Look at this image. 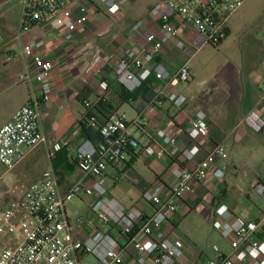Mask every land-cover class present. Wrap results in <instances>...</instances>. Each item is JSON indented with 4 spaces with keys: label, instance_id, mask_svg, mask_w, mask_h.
Returning <instances> with one entry per match:
<instances>
[{
    "label": "built area",
    "instance_id": "1",
    "mask_svg": "<svg viewBox=\"0 0 264 264\" xmlns=\"http://www.w3.org/2000/svg\"><path fill=\"white\" fill-rule=\"evenodd\" d=\"M129 1L20 0L19 35L27 33L34 25H41L59 31L65 42L73 43L85 34L99 9H116ZM244 1L159 0L149 9L148 19L137 20L131 26L132 33L141 37L139 49L104 53L99 47L89 48L85 44L76 47L80 60H85L83 74L98 78L95 102L84 101L83 106L91 109L109 89V81L102 78L103 66L110 67L113 81L130 93L151 79L170 87L188 83L191 72L186 64L170 73L155 57L171 42L176 48L185 49L184 41L178 39L184 26L196 32L200 46H217L227 34L229 17ZM151 23L156 25L157 32L148 30ZM49 53L51 49L43 39L26 40L20 49V54L31 60L20 79L35 83L40 94L32 95L0 126V165L7 170L45 143L40 106L49 103L54 96L50 83L53 62L48 58ZM166 99L177 109L186 103L185 96L175 91ZM261 104L264 106V98ZM148 113L155 117L157 106ZM187 123L188 147L181 150L177 138L158 130L156 137L160 142L154 149L149 145L140 146L128 135L129 124L122 115L110 114L100 128V141L94 144L83 139L76 150L74 160L81 179L62 190L49 164L38 180L25 187L20 197L0 208V238L6 239L0 243V264H80L85 256H92L98 264H129L126 261L129 250L137 254L136 264H183L185 237L175 228L166 234L162 226L175 215L184 217L186 212L181 209V199L192 194L194 185L202 183L208 174L220 180L227 161L222 144L214 145L197 161L199 144L208 137L207 116L199 111ZM131 124L146 129L143 123ZM245 124L256 133L264 129V120L256 112L249 113ZM79 133V129H74L70 136ZM67 143V139L56 141L47 151L49 161ZM140 148L146 156L168 157L173 162L162 185H152L141 193L142 201L152 207V212L138 207L125 209L107 195L102 180H95L101 179L107 167L120 163L127 151ZM250 191L264 200V184L252 183ZM74 198L89 199L93 217L106 229L91 223L89 235L84 240L76 239L75 224L66 208ZM211 225L226 240L230 252L225 254L213 245L214 256L206 258L203 264H264V240L254 238L257 223L233 216L225 205H219ZM112 231L124 237L126 244H121Z\"/></svg>",
    "mask_w": 264,
    "mask_h": 264
},
{
    "label": "crops",
    "instance_id": "2",
    "mask_svg": "<svg viewBox=\"0 0 264 264\" xmlns=\"http://www.w3.org/2000/svg\"><path fill=\"white\" fill-rule=\"evenodd\" d=\"M158 1L154 0L148 8ZM7 2L8 0L0 3V126L6 123L32 95L40 94L35 83L29 84L20 79L31 63L30 59L20 54L26 40L31 38L45 40L51 49L48 58L53 62L50 83L54 96L49 103L40 106V122L45 143L31 150L13 169L30 158L36 149L48 151L56 141L62 139H67L68 143L60 152L65 153L69 162L73 163L76 150L83 139L80 133L74 137L70 134L74 129L80 130V121L92 111L85 109L83 102H95L98 80L92 75L83 74L85 60H80V53L76 47L85 44L89 48L99 47L104 53L125 48L139 49L142 44L141 37L132 33L131 26L137 20L148 19V13L143 18L129 19L127 16L130 10L124 14L126 9H121L123 4L116 9H99L87 25L85 34L75 42L67 43L62 33L41 25H34L27 33L19 35L20 0H12L8 5ZM147 28L149 31H158L156 25L152 23ZM178 39L184 41L185 49H178L174 42H171L155 60L170 73H175L181 65L186 64L191 72L188 83L170 87L165 82L151 79L148 81L147 89L152 93V99L146 102L144 98L138 97L127 104L121 102L114 91L110 67L103 66L102 78L109 81V89L104 95L106 101L115 107L116 111L113 113L124 117L129 124L128 135L136 139L140 146L149 145L156 149L160 142L156 132L164 130L177 138L181 150L185 149L189 144L186 137L187 122L197 112L202 111L207 116L208 137L199 144L200 151L196 160L202 159L216 144H222L226 150L227 161L223 177L217 180L208 174L202 183L195 184L194 192L184 196L180 201L181 209L186 215L184 217L175 215L164 223L162 229L166 234L172 228L179 231L182 220L193 212L201 222L211 223L216 207L225 205L233 216L257 223L258 231L254 238L264 240V200L250 191L252 183L264 184V132L256 133L245 124V118L251 112L259 113L264 120V106L261 104L264 98V52L256 58L248 57L244 62L242 60L240 65L230 64L231 71L224 77L202 76L190 65L196 49L203 46L199 44L200 38L193 29L184 26ZM172 91L185 96L186 103L181 109H177L166 99ZM125 105H130L135 110L134 117L127 118L123 110ZM156 106L157 115L152 117L148 111ZM133 122L145 124L146 129L141 130L132 126ZM73 167L72 174L59 180L62 190L72 184L64 182L78 172L75 164ZM172 167L173 162L170 158L146 156L140 148L127 151L120 163L107 168L115 170L119 175L122 173L131 183L132 187L127 191L131 197L130 204L123 206L125 209L138 207L152 212V207L142 201L141 193L152 185H162L168 170ZM116 183L118 184V180L114 181V184ZM82 200L90 209V200ZM78 220L73 221L74 236L78 240H84L89 235L92 231L91 223L99 229H106L96 221L90 211L87 218ZM179 232L187 241L183 264H203L206 258L214 256V254L211 257L204 256L198 262L196 237L190 235L192 238L190 240L185 231ZM111 234L121 244H126L124 237L113 231ZM4 242L6 239L0 238V243ZM221 251L226 254L230 249L227 252ZM88 258L89 256L83 257L80 264H96L87 263ZM136 258L138 259L137 254L129 250L126 261L129 264H136L134 261Z\"/></svg>",
    "mask_w": 264,
    "mask_h": 264
},
{
    "label": "rangeland",
    "instance_id": "3",
    "mask_svg": "<svg viewBox=\"0 0 264 264\" xmlns=\"http://www.w3.org/2000/svg\"><path fill=\"white\" fill-rule=\"evenodd\" d=\"M3 2L6 0H0V3ZM153 2L154 0H131L123 4L121 9H126L124 14L130 10L127 16L129 19H139L147 15L150 9L148 7ZM11 3L12 0H8L7 5ZM226 28L227 34L220 44L203 45L196 49L195 55L191 58V67L202 76L224 77L231 71L230 64L240 65L242 60L244 62L248 57L256 58L264 52V0H245L241 7L229 17ZM123 110L128 119L135 116V110L130 105H125ZM48 161L47 151L38 148L30 158L15 169L7 170L0 165V208L9 200L20 197L25 187L37 180L47 169ZM81 177L76 172V175L64 184L74 183ZM95 180H102V186L107 195L122 206L130 204L131 197L127 191H130L132 186L122 173L119 175L115 170L106 168L101 179ZM115 180H118V184H114ZM66 208L73 221L87 218L89 211L91 212L88 204L79 198H74L66 205ZM179 231H185L190 240L192 235L196 237L195 244L199 251L196 257L198 262L204 256H212L213 245L225 252L229 250L226 240L212 228L211 223L201 222L195 212L182 220ZM86 262L98 264L92 256H89Z\"/></svg>",
    "mask_w": 264,
    "mask_h": 264
},
{
    "label": "trees",
    "instance_id": "4",
    "mask_svg": "<svg viewBox=\"0 0 264 264\" xmlns=\"http://www.w3.org/2000/svg\"><path fill=\"white\" fill-rule=\"evenodd\" d=\"M114 85V91L123 103L130 104L138 97H142L146 102H148L153 97L152 93L147 89L148 82L143 83L139 89L132 93L124 90L123 87L118 83L114 82ZM91 109L92 111L89 112L86 115V118H84L79 123L80 136L82 139L89 140L92 143L96 144L100 141L101 138L100 128L104 125L108 116L116 111V109L106 101L105 96H103ZM261 132H264V129ZM50 164L54 173L60 181L63 180L65 176H69L70 174H72L74 172L73 165H76L75 161L73 163L69 162L66 154L61 153L60 151L55 155L53 159H51Z\"/></svg>",
    "mask_w": 264,
    "mask_h": 264
}]
</instances>
